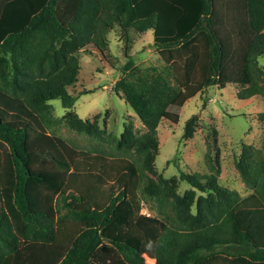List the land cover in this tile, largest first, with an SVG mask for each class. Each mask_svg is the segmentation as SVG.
Listing matches in <instances>:
<instances>
[{"label":"trees","instance_id":"1","mask_svg":"<svg viewBox=\"0 0 264 264\" xmlns=\"http://www.w3.org/2000/svg\"><path fill=\"white\" fill-rule=\"evenodd\" d=\"M115 30L125 38L124 64L106 55ZM149 31L163 64L141 68L131 50ZM92 50L120 71L113 92L145 132L137 135L126 124L112 147L93 143L81 150L51 131L50 122L57 118L52 103L61 102L59 121L66 119L79 134L106 132L109 114L101 124L100 114L94 122L80 118L77 97L70 93L79 81L83 55ZM263 57L264 0H0V264L18 258L30 243L56 244L62 223L86 221L90 227L76 233L51 264L61 259L59 264H89L103 247L115 249L126 264H147L138 248L105 234L126 197L124 190L101 210L80 211L71 204L65 191L82 151L126 159L135 167L138 201L163 226L155 264H203L217 256L264 263V245L238 221L240 194L219 185L221 148L215 128L207 130L208 174L185 172L174 161L179 176L168 180L156 168L161 124L168 114L180 115L200 91L234 85L239 101L264 98ZM199 120L194 116L187 122L183 140L193 138ZM258 121L262 147L244 146L237 169L264 206V113ZM181 183L191 188L182 195Z\"/></svg>","mask_w":264,"mask_h":264},{"label":"rangeland","instance_id":"2","mask_svg":"<svg viewBox=\"0 0 264 264\" xmlns=\"http://www.w3.org/2000/svg\"><path fill=\"white\" fill-rule=\"evenodd\" d=\"M108 40L109 48L106 53L108 59L124 64L125 38L121 36L119 30H115L109 34ZM131 55L141 68L163 64L154 48L152 31L133 46ZM259 64L264 71V57L259 59ZM120 78V71L112 69L99 52L92 50L84 54L79 81L70 89V93L77 97L75 111L80 118L90 122H94L95 116L100 114L102 117L100 124L108 113L107 130L96 136L79 134L64 123L66 119L64 122L59 121V117H63L64 109L60 101H55L52 105L56 108L57 118L53 115L54 118L50 122L51 131L81 150H86L93 143L112 147L120 140L126 124H131L137 135L143 134L145 129L133 110L113 92L114 83ZM262 113L264 98L248 102L239 101L237 87L234 85L228 86L225 90L212 87L200 91L185 103L180 115L168 114L159 128L160 154L156 160L159 174L163 173L168 180L178 177L179 170L174 161L185 172L208 174L205 159L207 130L215 128L218 131V145L221 148L222 173L219 185L240 194L242 201L236 213L240 207V210H244L245 206L242 204L247 201L254 204L246 205L248 209L256 208L257 202L253 200H258L257 196L243 184L237 163L244 146L256 149L262 147L263 130L258 121V116ZM194 116L200 119L195 134L192 139L183 140L186 124ZM86 152H80L77 171L72 176L70 187L65 191L71 204L80 211L101 210L113 195L124 190L126 197L115 213L113 225L105 234L135 246L145 256L147 264H155V246L163 226L161 221L138 201L139 178L135 167L126 159H106ZM168 162L171 164L168 165ZM189 189H191L189 185L181 183L180 194ZM78 196H82V202H77ZM244 217V213L238 214L242 224ZM90 225L89 221L62 223L57 230L59 235L56 244L46 246L30 243L32 245L29 244L22 250L15 264H51L53 260L61 257L76 233ZM252 263L244 258L229 259L217 256L205 264ZM8 264H11V260ZM89 264L126 263L115 249L103 247L96 252Z\"/></svg>","mask_w":264,"mask_h":264},{"label":"crops","instance_id":"3","mask_svg":"<svg viewBox=\"0 0 264 264\" xmlns=\"http://www.w3.org/2000/svg\"><path fill=\"white\" fill-rule=\"evenodd\" d=\"M256 199H258V197H256ZM253 201L257 202V203H255V204H257L256 208L248 209V207L246 205H250V204H252V202L251 201L244 202L242 204V206H245L244 210H240L241 209V207H240L239 210H238V213H237V217H238L239 213H242V214L244 213V215H245V217L243 219L244 220V223H243L244 225L238 219V221L241 224L243 230L248 232L254 238V240L256 242H258L261 245H264V206L261 204V201L259 199L258 200H253ZM252 205H254V204H252ZM84 229H82V230H84ZM100 249H98V250H100ZM15 258H17V255H14L13 257L8 258L6 260V262H5V264L7 263V261H10V259H11V264H14L13 261H14ZM61 260H59V261H61ZM59 261L57 263H55V264H59L60 263ZM206 262H204L203 264H205ZM252 264H264V263H252Z\"/></svg>","mask_w":264,"mask_h":264}]
</instances>
